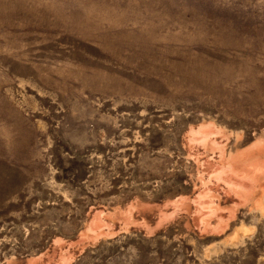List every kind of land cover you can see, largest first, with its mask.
Returning a JSON list of instances; mask_svg holds the SVG:
<instances>
[{"label":"rangeland","instance_id":"obj_1","mask_svg":"<svg viewBox=\"0 0 264 264\" xmlns=\"http://www.w3.org/2000/svg\"><path fill=\"white\" fill-rule=\"evenodd\" d=\"M0 264H264V0H0Z\"/></svg>","mask_w":264,"mask_h":264},{"label":"bare ground","instance_id":"obj_2","mask_svg":"<svg viewBox=\"0 0 264 264\" xmlns=\"http://www.w3.org/2000/svg\"><path fill=\"white\" fill-rule=\"evenodd\" d=\"M240 185L243 186L245 189H248L249 191H251V190L253 191V189H254V178H253L252 173H249L244 178V182H241ZM243 192H245V191H243Z\"/></svg>","mask_w":264,"mask_h":264}]
</instances>
